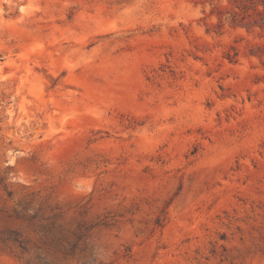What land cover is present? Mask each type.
<instances>
[{
	"label": "rangeland",
	"instance_id": "obj_1",
	"mask_svg": "<svg viewBox=\"0 0 264 264\" xmlns=\"http://www.w3.org/2000/svg\"><path fill=\"white\" fill-rule=\"evenodd\" d=\"M0 264H264V0H0Z\"/></svg>",
	"mask_w": 264,
	"mask_h": 264
}]
</instances>
